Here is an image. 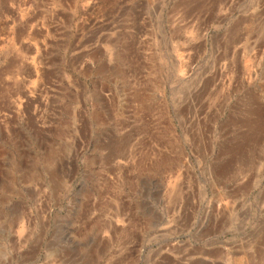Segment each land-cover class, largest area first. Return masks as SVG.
Wrapping results in <instances>:
<instances>
[{
	"label": "rangeland",
	"instance_id": "rangeland-1",
	"mask_svg": "<svg viewBox=\"0 0 264 264\" xmlns=\"http://www.w3.org/2000/svg\"><path fill=\"white\" fill-rule=\"evenodd\" d=\"M0 264H264V0H0Z\"/></svg>",
	"mask_w": 264,
	"mask_h": 264
}]
</instances>
